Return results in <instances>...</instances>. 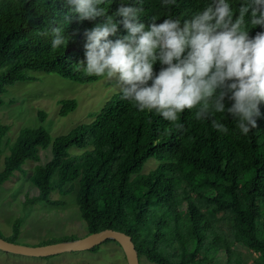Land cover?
<instances>
[{
	"label": "trees",
	"instance_id": "trees-1",
	"mask_svg": "<svg viewBox=\"0 0 264 264\" xmlns=\"http://www.w3.org/2000/svg\"><path fill=\"white\" fill-rule=\"evenodd\" d=\"M226 2L235 19L248 0ZM120 3L137 4V0H105L103 6L111 15ZM162 3L142 0V5L137 4L144 10L141 22L149 24L152 16L158 18L157 24L167 18L183 22L212 0H175L168 6ZM70 7L66 0H0V94L16 81L35 79L30 72L36 70L78 83L102 78L86 74L83 66L77 65L84 60L85 29L102 18L83 22L73 19L67 26L63 15ZM53 26L64 28L68 35L76 32L66 48L54 50L51 35H38L50 32ZM245 28L250 38L264 32V27L250 23ZM126 34L123 25H118L117 34L109 39ZM160 67L157 62L154 72ZM119 89L92 113L90 121L80 122L54 138L51 159L36 164L29 176L38 194L25 199L24 204H59L61 200L49 198L50 192L57 189L64 193L67 190L63 186L76 180V201L87 233L104 228L125 232L131 236L139 260L145 257L156 264H239L234 248L241 245L256 254L254 264H264V102L259 106L258 127L248 135L241 134L230 115L212 114L227 127L228 132L222 133L212 127L211 119L197 120L196 109L178 114L175 123L184 126L178 130L155 110L141 112L122 100ZM76 103L74 98L62 99L59 115L75 109ZM226 104L231 106V102ZM37 116L43 122L46 113L38 110ZM8 129L0 122V152ZM49 144L50 136L43 126L21 128L4 158L0 184L15 171H22L25 160L39 161V149ZM71 146L79 150L70 153ZM150 157L155 158L156 166L142 171ZM20 223L21 219L15 218L11 237L0 236L15 241ZM109 241L116 242L106 239L102 243Z\"/></svg>",
	"mask_w": 264,
	"mask_h": 264
},
{
	"label": "clouds",
	"instance_id": "clouds-1",
	"mask_svg": "<svg viewBox=\"0 0 264 264\" xmlns=\"http://www.w3.org/2000/svg\"><path fill=\"white\" fill-rule=\"evenodd\" d=\"M71 7L63 15L67 26L75 19L100 23L85 29L84 60L88 75L112 80L118 76L121 99L143 112H155L175 123L178 114L196 109L197 120L211 119L212 127L227 133V127L212 114L226 113L237 122L241 134L258 127L260 104L264 102V32L249 37L246 23L264 27V0H248L235 17L226 0H212L191 19L167 18L157 24L141 22L142 0L137 4L120 3L108 15L105 0H66ZM175 4L163 0L162 6ZM120 19H117V18ZM247 17V21L246 18ZM123 25L127 34L109 39ZM38 35H51V48H66L76 35L53 26ZM161 65L154 72L156 63ZM151 82V83H149ZM231 102V106H227ZM199 106V107H198Z\"/></svg>",
	"mask_w": 264,
	"mask_h": 264
},
{
	"label": "rangeland",
	"instance_id": "rangeland-1",
	"mask_svg": "<svg viewBox=\"0 0 264 264\" xmlns=\"http://www.w3.org/2000/svg\"><path fill=\"white\" fill-rule=\"evenodd\" d=\"M30 74L36 78L16 81L7 87L6 92L0 94L3 100L0 105V122L9 126L1 144L0 171L21 128L43 126L49 133L50 144L39 149V161L25 160L22 171H15L7 181L0 184V234L11 237L13 221L20 218L19 234L15 242L38 245L67 236L82 237L87 234V225L76 201L79 184L76 180L63 186L62 189L67 190L64 193L57 189L50 192L49 198L61 200L59 204L45 201L24 204L25 199L38 194L37 187L29 179L34 166L45 164L51 159V145L56 136L67 133L80 122L90 121L92 113L98 110L113 90L120 88V82L118 76L110 80L112 83L106 77L92 83H78L41 70L31 71ZM66 98H74L77 106L61 116L58 113L60 101ZM38 110L46 113L43 122L38 119ZM78 150L75 146L69 148L70 153ZM156 163L154 157L148 158L142 171L154 168ZM246 168L247 166L244 167ZM162 219L169 221L167 216ZM234 249L239 253V264H254L255 253L241 245H236ZM0 264L127 263L121 247L116 242L109 241L102 243L95 251H71L46 257L18 255L0 250ZM140 264L156 263L141 257Z\"/></svg>",
	"mask_w": 264,
	"mask_h": 264
},
{
	"label": "water",
	"instance_id": "water-1",
	"mask_svg": "<svg viewBox=\"0 0 264 264\" xmlns=\"http://www.w3.org/2000/svg\"><path fill=\"white\" fill-rule=\"evenodd\" d=\"M106 239L115 240L124 253L127 264H140L131 236L123 231L104 228L70 240H60L38 245H25L0 236V250L32 257H46L63 252L85 251L101 244Z\"/></svg>",
	"mask_w": 264,
	"mask_h": 264
}]
</instances>
